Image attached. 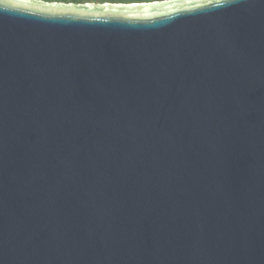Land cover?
<instances>
[{
  "label": "water",
  "instance_id": "water-1",
  "mask_svg": "<svg viewBox=\"0 0 264 264\" xmlns=\"http://www.w3.org/2000/svg\"><path fill=\"white\" fill-rule=\"evenodd\" d=\"M0 264H264V0H0Z\"/></svg>",
  "mask_w": 264,
  "mask_h": 264
},
{
  "label": "trees",
  "instance_id": "trees-1",
  "mask_svg": "<svg viewBox=\"0 0 264 264\" xmlns=\"http://www.w3.org/2000/svg\"><path fill=\"white\" fill-rule=\"evenodd\" d=\"M47 1H73V2H84V1H111V2H140V1H153V0H47Z\"/></svg>",
  "mask_w": 264,
  "mask_h": 264
},
{
  "label": "snow or ice",
  "instance_id": "snow-or-ice-1",
  "mask_svg": "<svg viewBox=\"0 0 264 264\" xmlns=\"http://www.w3.org/2000/svg\"><path fill=\"white\" fill-rule=\"evenodd\" d=\"M3 2H11V0H3Z\"/></svg>",
  "mask_w": 264,
  "mask_h": 264
}]
</instances>
